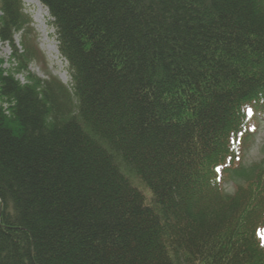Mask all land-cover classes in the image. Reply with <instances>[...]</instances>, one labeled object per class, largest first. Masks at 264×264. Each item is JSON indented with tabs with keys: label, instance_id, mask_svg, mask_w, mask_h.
<instances>
[{
	"label": "trees",
	"instance_id": "16d2710c",
	"mask_svg": "<svg viewBox=\"0 0 264 264\" xmlns=\"http://www.w3.org/2000/svg\"><path fill=\"white\" fill-rule=\"evenodd\" d=\"M38 1L71 86L0 63V264H264V0Z\"/></svg>",
	"mask_w": 264,
	"mask_h": 264
},
{
	"label": "rangeland",
	"instance_id": "374dc122",
	"mask_svg": "<svg viewBox=\"0 0 264 264\" xmlns=\"http://www.w3.org/2000/svg\"><path fill=\"white\" fill-rule=\"evenodd\" d=\"M22 4L23 13L30 18V23L27 27L31 28V32L25 26L23 31L15 36L14 45L18 49V54L22 56L25 53L24 41L28 39V42L33 43V47L40 54L37 57L32 56L29 59L28 63L25 64L26 70L24 72H18L19 62L13 58L12 47L0 40V63L3 64V69L15 74V78L22 84L28 83L31 77L43 81L54 77L65 87H70L71 76L68 70V64L59 54L56 32L52 23L53 20L50 18L49 13L46 12L47 9L38 0H22ZM46 22L48 23V27ZM252 121L251 126L254 134L250 138L249 150L244 159L245 166L248 168L261 164L262 168H264V112H257L252 117ZM132 180L136 181L134 179ZM223 181L222 184L224 183ZM246 181L235 176L233 181L226 182L225 189L229 193L233 192L234 184H245ZM145 192L149 191L146 189Z\"/></svg>",
	"mask_w": 264,
	"mask_h": 264
},
{
	"label": "bare ground",
	"instance_id": "6f19581e",
	"mask_svg": "<svg viewBox=\"0 0 264 264\" xmlns=\"http://www.w3.org/2000/svg\"><path fill=\"white\" fill-rule=\"evenodd\" d=\"M47 12V11H46ZM48 14V13H47Z\"/></svg>",
	"mask_w": 264,
	"mask_h": 264
}]
</instances>
